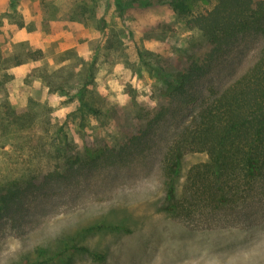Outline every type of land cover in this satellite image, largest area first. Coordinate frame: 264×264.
<instances>
[{"label":"rangeland","instance_id":"374dc122","mask_svg":"<svg viewBox=\"0 0 264 264\" xmlns=\"http://www.w3.org/2000/svg\"><path fill=\"white\" fill-rule=\"evenodd\" d=\"M147 1L0 0L1 182L34 174L42 180L54 160L47 149L62 133L81 150L103 141L119 146L144 128L162 102L161 75L205 45L168 0ZM220 71L196 88L225 80ZM5 104L24 118L3 120ZM172 116L155 124L143 147L112 163L70 180L50 177L36 191L31 185L24 217L0 219V264H34L38 248L54 253L64 239L104 257L78 253L47 264H264V194L191 221L163 208L162 162L181 124ZM207 159L205 152L184 154L177 190L189 167ZM95 224L105 226L90 228Z\"/></svg>","mask_w":264,"mask_h":264},{"label":"trees","instance_id":"16d2710c","mask_svg":"<svg viewBox=\"0 0 264 264\" xmlns=\"http://www.w3.org/2000/svg\"><path fill=\"white\" fill-rule=\"evenodd\" d=\"M167 2L178 17L198 31L205 45L186 52L184 66L161 75L166 81V88L160 89L162 102L149 111L144 128L129 132L119 146L103 141L81 150H73L67 134L62 133L60 140L50 143L47 149L54 160L42 180L34 174L23 181H0V219L23 218L30 194L44 188L50 177L59 181L77 178L143 147L155 124L169 114L181 118L162 162L166 174L163 208L171 217L186 221L198 213L213 217L236 208L242 200L264 194V0ZM201 2L210 6L193 11L192 7ZM145 4H151V0ZM247 56L248 63L238 69ZM21 62L16 57L15 64ZM214 71H220L225 80L220 78L214 87L210 81L208 89H197L199 79ZM7 108L5 104L3 120L13 123L24 118L22 113ZM193 151L205 152L208 159L190 166L177 190L182 157ZM31 185L34 190H30ZM104 226L95 224L90 228ZM78 253L98 260L104 257L86 245L64 239L54 253L38 248L34 264Z\"/></svg>","mask_w":264,"mask_h":264}]
</instances>
